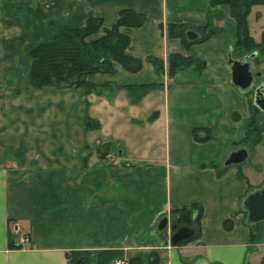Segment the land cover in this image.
I'll return each mask as SVG.
<instances>
[{
  "label": "crops",
  "instance_id": "obj_1",
  "mask_svg": "<svg viewBox=\"0 0 264 264\" xmlns=\"http://www.w3.org/2000/svg\"><path fill=\"white\" fill-rule=\"evenodd\" d=\"M13 5L35 11L34 33L44 30L42 40L52 37V23L82 25L89 15L99 17L103 25L86 37L91 41L122 9L143 13L141 26L119 27L130 38L125 51L142 68L113 62L111 71L87 76L90 86L34 87L29 59L18 57L33 33L10 13ZM209 20L206 31L214 32L200 40ZM190 30L197 37L188 38ZM239 35L229 5L212 7L211 0H0V264H68L72 249L124 251L127 261L151 250L154 257L141 256V264H263L264 220L248 222L242 202L264 185V160L243 166L248 155L225 165L233 150L249 153L241 139L257 107L252 89L231 78L229 58L249 55L233 56ZM171 54L203 65L188 63L169 74ZM150 57L163 60V69ZM35 121L42 140L36 149L27 137L16 141ZM100 142L108 146L105 155L81 156L92 144L100 153ZM13 154L30 159L7 166ZM258 171L263 175L255 178ZM192 204L201 207L199 231L190 226L197 234L164 245L174 228L171 223L163 233L159 220ZM25 235L26 245L20 243Z\"/></svg>",
  "mask_w": 264,
  "mask_h": 264
},
{
  "label": "trees",
  "instance_id": "obj_2",
  "mask_svg": "<svg viewBox=\"0 0 264 264\" xmlns=\"http://www.w3.org/2000/svg\"><path fill=\"white\" fill-rule=\"evenodd\" d=\"M253 3H264V0H211L212 7L218 4H227L232 15L237 21V27L242 36L239 35L236 43L242 42L241 46L248 50L249 55L257 52L255 62L264 60V34L260 42H256L247 29V15ZM145 21L143 13L130 9H122L119 16L109 28L104 29V34L94 40L87 41L85 38L97 32L100 28L101 18L89 15L83 25L71 23H52L53 35L50 39L38 41L34 45L26 47L30 68L28 79L32 86H90L86 80L91 73L98 71H111L113 62H119L126 70L138 71L142 68L143 61L139 58L127 54L126 47L130 43V38L119 30L122 25L141 26ZM211 22L200 31L199 39H205L214 32L210 28ZM199 29V28H198ZM184 30V28H183ZM247 54V53H246ZM157 70L164 67V61L150 57ZM196 62V63H195ZM188 63H195L197 68H201L203 62L197 58H185L180 54H171L167 66L168 73L172 74L177 68ZM255 111V110H253ZM89 123V121L87 122ZM91 126V125H90ZM264 125L259 123L256 113L247 121V130L243 142L254 147L263 138ZM196 210V217L193 211ZM201 207L192 204L189 207H182L171 211L174 224L177 226H195L199 231V215ZM229 228V221L225 222ZM17 244L10 243V247ZM121 251L100 250L98 251V264H107L112 258L121 257ZM68 264H91L92 252L86 249H72L66 252ZM156 259L150 264H154ZM129 264H141L139 258L129 259Z\"/></svg>",
  "mask_w": 264,
  "mask_h": 264
},
{
  "label": "rangeland",
  "instance_id": "obj_3",
  "mask_svg": "<svg viewBox=\"0 0 264 264\" xmlns=\"http://www.w3.org/2000/svg\"><path fill=\"white\" fill-rule=\"evenodd\" d=\"M16 7L13 5L10 10L14 16L19 17L20 20L24 23V25L26 26V29L30 32L33 33V37L26 40L27 43H24L22 46V53L18 55L19 59H23L25 58V56L29 59L28 57V53L25 50L27 46L30 45H34L36 44L38 41H41L42 37H46L43 33V31H37L35 32V28H36V22H35V11L29 10V9H24V10H16ZM247 21H248V30L249 33L252 35V33H255L258 37L259 40L262 39L263 34H264V3L258 4V3H253L249 9L248 15H247ZM101 24L103 25V20H101ZM83 25V24H82ZM101 25V26H102ZM114 25V24H113ZM100 26V27H101ZM105 29V28H104ZM104 34V33H103ZM44 35V36H43ZM40 39V40H39ZM86 39V38H85ZM43 40H47V39H43ZM37 41V42H36ZM30 43V44H29ZM32 43V44H31ZM242 42H238L234 45L233 47V56H238L240 58H243L242 56L245 55L246 53H250L248 50H246L244 47L241 46ZM264 46V45H263ZM20 51V50H19ZM25 55V56H24ZM24 56V57H23ZM256 57V56H255ZM254 57V58H255ZM253 58V57H252ZM250 58V60H252L253 65H254V58L252 59ZM196 63V62H195ZM264 63V62H263ZM258 65H254L256 67V69H261L264 71V64H260L257 62ZM22 66H23V60H22ZM18 78L20 79V75L17 74ZM14 82V80H13ZM260 83V78H254L252 85L250 86V88L252 89V92H254V89L256 88V86ZM17 84V83H16ZM59 87H65V88H75L76 86H59ZM253 95V94H252ZM256 106V105H255ZM255 111H253L254 113H256V116L259 120V123L261 125H264V112H262L258 107H256L254 109ZM252 112V115H253ZM46 117H49V115H45ZM48 122V119L47 121ZM94 122L92 120L89 121V125H91V128H97L98 126L96 124H93ZM27 129L26 132H23L22 134H24V136H20L17 138L16 141H20L21 139H23L24 137H27L28 139V143L32 144V147H34L35 149L40 145L39 142L42 141L40 136H39V130H41V128L39 127V123L38 122H33L31 124L26 123ZM44 128H45V133H48L51 129L50 125H46L44 124ZM245 136V134H244ZM31 137V138H30ZM36 137V138H33ZM244 138V137H243ZM243 138L241 139V142H243ZM264 138V137H263ZM264 140V139H263ZM264 142V141H263ZM116 144V143H114ZM261 144V143H260ZM256 144V146L251 147L249 145V158L242 164L243 166H257L258 163H260L261 160H264V144ZM100 146V153L96 152V146L95 144H92V146L90 147L89 150H87L86 152L82 151L81 152V156L85 157L87 159L88 155H92V156H99L102 157V155H105V153L108 150V146L106 144H104L103 142H100V144H98ZM238 145H241L240 143H238ZM256 147V149H255ZM240 148V147H239ZM238 149V148H237ZM253 150H256V160H253L254 158V154H253ZM62 155H64V152H62ZM20 156V158H19ZM252 156V158H251ZM42 157V156H41ZM62 157V156H61ZM9 158V157H8ZM23 159H26V155L25 154H13L9 161H6L7 166H21V161ZM28 158L30 159V156H28ZM27 158V159H28ZM4 158L3 156H0V164L3 165L4 162ZM256 163V164H255ZM255 170V169H253ZM263 171H258L255 172L253 175L255 178H258L260 175H263L262 173ZM168 229L165 230V232H167ZM164 233V232H163ZM169 235L171 234L170 232H168ZM167 235V236H169ZM166 237V234H165ZM142 240V239H141ZM150 252V253H149ZM149 253V254H148ZM98 254V253H96ZM96 254H92V257H95ZM148 254V255H147ZM139 255L136 258H139V260L141 261V256L143 257H149L148 259L151 260L154 257V254L151 253V250H146L144 251H139ZM121 257L120 258H125V252L121 251ZM146 257V258H147ZM114 258H112L111 260L113 261ZM111 260H109V262H111ZM127 260V259H126ZM108 262V263H109ZM129 262V261H128Z\"/></svg>",
  "mask_w": 264,
  "mask_h": 264
},
{
  "label": "water",
  "instance_id": "obj_4",
  "mask_svg": "<svg viewBox=\"0 0 264 264\" xmlns=\"http://www.w3.org/2000/svg\"><path fill=\"white\" fill-rule=\"evenodd\" d=\"M188 38L197 37V34L190 30L187 32ZM256 52L245 56L242 60L229 58L231 66V78L235 85L247 89L252 85L254 78H264L262 71L254 70L250 60ZM255 105L264 111V83L259 84L254 91ZM248 152L246 148L233 150L225 162V165L239 164L246 160ZM243 208L247 211V220L250 223H255L264 220V185L250 192L242 202ZM173 219L168 216L162 217L158 222V229L163 232L171 225ZM174 232L165 237L164 245H178L179 243L189 240L194 237L197 232L194 227L172 225ZM264 264V261H263Z\"/></svg>",
  "mask_w": 264,
  "mask_h": 264
},
{
  "label": "built area",
  "instance_id": "obj_5",
  "mask_svg": "<svg viewBox=\"0 0 264 264\" xmlns=\"http://www.w3.org/2000/svg\"><path fill=\"white\" fill-rule=\"evenodd\" d=\"M29 241H30L29 236H26V235H25V236H23V237L21 238L20 243L26 245V244L29 243ZM114 264H129V263H128V261H127L126 259L118 257V258H115V260H114Z\"/></svg>",
  "mask_w": 264,
  "mask_h": 264
},
{
  "label": "flooded vegetation",
  "instance_id": "obj_6",
  "mask_svg": "<svg viewBox=\"0 0 264 264\" xmlns=\"http://www.w3.org/2000/svg\"><path fill=\"white\" fill-rule=\"evenodd\" d=\"M172 225H176V224H174V220H173V222H172Z\"/></svg>",
  "mask_w": 264,
  "mask_h": 264
}]
</instances>
